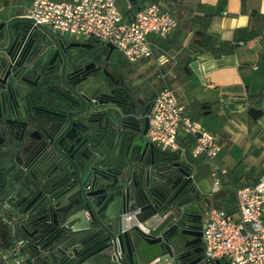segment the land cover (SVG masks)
<instances>
[{"label": "water", "instance_id": "obj_1", "mask_svg": "<svg viewBox=\"0 0 264 264\" xmlns=\"http://www.w3.org/2000/svg\"><path fill=\"white\" fill-rule=\"evenodd\" d=\"M31 26L48 34L0 9V71L13 42ZM60 59L65 92L25 93L13 80L0 82L3 116L25 119L23 129L11 121L0 129V198L33 264H209L194 220L196 201L188 198L191 175L177 154L147 140L149 106L117 114L96 110L100 104L64 82L77 72V60ZM30 103L48 111L30 117ZM97 116L109 131H95Z\"/></svg>", "mask_w": 264, "mask_h": 264}, {"label": "crops", "instance_id": "obj_2", "mask_svg": "<svg viewBox=\"0 0 264 264\" xmlns=\"http://www.w3.org/2000/svg\"><path fill=\"white\" fill-rule=\"evenodd\" d=\"M18 1L0 0V9L9 17L25 16L32 0H22L24 6ZM141 1L145 5L153 3ZM157 2H161L175 19L176 27L166 38H151L152 58L130 64L136 66L129 71L133 87L150 92L154 81L163 79L159 74L161 67L167 62L180 64L181 53L206 20L209 22L208 34L220 42L237 45L230 54L220 57L209 52L192 56L188 63L189 76L171 88L195 130L214 136L220 146L217 163L221 172L218 173L219 190L215 194L211 193L212 165L205 158L192 157L194 143L187 151L182 148L183 152L177 154L179 161L190 169V195L196 201L195 209L205 211L215 207L234 212L235 209L229 211L226 208L227 195L234 198L237 188L252 186L264 175V37L246 40L249 15L253 11L264 15V0ZM112 65L120 68L115 62ZM142 71L148 73L145 78L140 75ZM137 73L140 77L134 81L132 76ZM165 77L174 79L175 75L168 72ZM179 136L181 140L187 135L181 129ZM2 213L15 221L8 207ZM3 255L13 264L10 252ZM24 255L29 258V264H33L26 248Z\"/></svg>", "mask_w": 264, "mask_h": 264}, {"label": "built area", "instance_id": "obj_3", "mask_svg": "<svg viewBox=\"0 0 264 264\" xmlns=\"http://www.w3.org/2000/svg\"><path fill=\"white\" fill-rule=\"evenodd\" d=\"M124 2L125 13L117 6ZM141 0H32L25 18L74 40H96L111 45L129 64L153 56L152 37L166 38L175 19L161 2L139 7ZM147 140L163 152L179 154V132L194 138L193 158L212 165V194L219 190L217 163L220 152L214 136L195 130L171 88L163 85L152 100ZM235 211L210 207L202 217V248L209 264H264V175L252 186L234 192ZM20 242L10 253L13 264L29 258L19 253Z\"/></svg>", "mask_w": 264, "mask_h": 264}, {"label": "flooded vegetation", "instance_id": "obj_4", "mask_svg": "<svg viewBox=\"0 0 264 264\" xmlns=\"http://www.w3.org/2000/svg\"><path fill=\"white\" fill-rule=\"evenodd\" d=\"M14 17L18 16L9 18ZM31 30L32 26L25 28L20 32V37L16 44L13 42L9 50L8 65L3 71H0V82L7 83L13 80L15 85L25 93L39 90L51 92L53 89L65 92L66 89L60 81V57L75 58L79 68L72 75L65 76L64 82L75 91L82 92L83 95L92 100V103L100 104L101 106L97 105L96 110L104 109L107 110L108 114L118 111L122 113L129 111L139 112L149 106L147 116L149 115L152 104L150 92L149 96L146 97L141 93L137 96L135 89H139V87L135 88L132 86L133 81L129 80V74L125 73L122 67L119 69L113 67L112 57L116 51L115 49L110 51L106 45L96 40L70 39L49 29H46L48 34L32 32ZM49 35L58 41V53L57 45L55 46L52 43ZM56 53L58 56L54 59L55 55H57ZM12 97H14V93ZM27 111L28 115L33 117L44 114L43 112L48 110L41 105L30 103L27 106ZM95 119L97 121L94 124L95 131L98 133L103 132L104 129L109 131L110 126L103 119L98 116ZM8 121L19 122L20 125L17 126L23 129L22 123L25 122V119L20 120L12 116L4 117L0 111V129L6 130L9 128ZM32 136L37 140L41 137V132L36 130ZM3 141L4 138L0 136V143ZM2 160L3 158H0V161ZM182 166L183 169L190 173L185 164H182ZM187 190L189 193H187L188 198H192L189 186ZM25 207L26 204L23 205V209ZM4 208L7 207L4 206L0 198V210L3 211ZM203 212L204 210L200 208L193 210L194 220L201 226V231ZM14 220L16 222L15 218ZM21 242L23 243L22 238ZM23 248H26L24 243Z\"/></svg>", "mask_w": 264, "mask_h": 264}, {"label": "trees", "instance_id": "obj_5", "mask_svg": "<svg viewBox=\"0 0 264 264\" xmlns=\"http://www.w3.org/2000/svg\"><path fill=\"white\" fill-rule=\"evenodd\" d=\"M152 2H157L158 0H151ZM169 2H176V0H168ZM146 6L145 2L140 1L139 7ZM250 25L247 31V41L256 39L258 37H264V15H261L255 11L251 12L249 15ZM209 22L206 20L202 27L196 31L189 43L187 49L183 50L181 53V60L179 65H173L167 62L160 69V75L163 79H160L153 85V89L150 91L151 100L154 99L157 92L161 89L163 85L172 88L174 84H181L190 74L188 63L192 56H196L201 53L209 52L215 57H220L222 55L230 54L234 48L237 46L231 42H220L215 37L208 34ZM168 72H172L175 78L165 77ZM136 94L149 96V91L141 88H136ZM148 91V92H147ZM194 143V138L187 135L184 139L179 140V145L185 151L187 148L191 147ZM21 233L18 230V226H15V222L11 217L4 215L0 210V264H10L9 258H5L3 253L14 251L17 245L21 242ZM19 253L24 255V248L20 249ZM25 264H29L26 261Z\"/></svg>", "mask_w": 264, "mask_h": 264}, {"label": "rangeland", "instance_id": "obj_6", "mask_svg": "<svg viewBox=\"0 0 264 264\" xmlns=\"http://www.w3.org/2000/svg\"><path fill=\"white\" fill-rule=\"evenodd\" d=\"M18 3L20 4V6H24V2L22 1V0H19L18 1ZM117 6L120 8V11L122 12V14L123 13H125V7H124V2L123 1H119L118 3H117ZM54 33H58V32H54ZM65 37H68V38H70L71 39V37L68 35V34H65L64 35ZM112 61L113 62H115L119 67H122L124 70H125V73H127V74H129V71L130 72H132L135 68H136V66L134 67V66H131L125 59H124V57L122 56V54L119 52V51H115L114 52V55H113V57H112ZM141 73V74H140ZM139 74L143 77V78H145L147 75H148V73H146V72H140ZM140 75H138V73L137 74H134V76H132L133 78V80L135 81V80H138L139 79V77H140ZM149 78V77H148ZM155 83L157 82V81H154ZM142 86H144V85H142ZM191 157V156H190ZM192 160V159H191ZM228 197H227V201H226V208L229 210V211H233L234 209H235V200H234V198H233V196L231 195V194H228L227 195ZM225 206V205H224Z\"/></svg>", "mask_w": 264, "mask_h": 264}]
</instances>
